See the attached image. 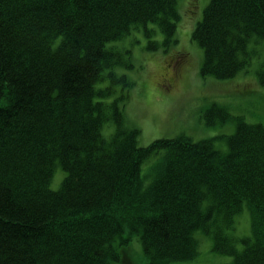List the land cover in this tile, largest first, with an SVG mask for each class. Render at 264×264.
<instances>
[{
	"label": "trees",
	"instance_id": "16d2710c",
	"mask_svg": "<svg viewBox=\"0 0 264 264\" xmlns=\"http://www.w3.org/2000/svg\"><path fill=\"white\" fill-rule=\"evenodd\" d=\"M183 1L0 0V264L188 263L199 232L232 264H264V124L237 118L223 152L216 138L184 135L140 146L125 121L135 86L117 73L135 68L125 45L142 34L146 51H170L193 3ZM191 40L203 78L248 79L264 0H211ZM253 76L264 88V62ZM231 117L219 104L203 114L208 126ZM245 210L251 235L237 237Z\"/></svg>",
	"mask_w": 264,
	"mask_h": 264
},
{
	"label": "rangeland",
	"instance_id": "374dc122",
	"mask_svg": "<svg viewBox=\"0 0 264 264\" xmlns=\"http://www.w3.org/2000/svg\"><path fill=\"white\" fill-rule=\"evenodd\" d=\"M210 1L193 0L194 4L190 2L183 8L185 15L178 25V43L170 51H146L147 39L142 34H138L134 43L125 45L133 51L135 68L119 69L117 73L126 74L135 82L130 100L125 106V121L130 128H139L140 146H148L157 139H172L184 135L193 141L216 138V147L224 152L228 151L226 137L236 131L237 118L241 117L251 124H264V88L253 76L258 66L264 62V44L257 47L250 73L247 74L248 79L241 75L231 81H219L200 75L204 51L191 40V34L197 22L202 20ZM183 2L186 3L187 0ZM162 38L163 36L159 35L157 39ZM179 51L184 52L185 58H182L184 55ZM187 57L190 59H186ZM167 83L170 86L166 85ZM215 104L225 106L232 117L227 123L208 126L203 114ZM109 130L104 132L107 138L110 136ZM156 162L158 164L161 159L154 156L144 165L142 175L146 184L154 179ZM64 177V171L59 168L51 188L58 190ZM232 233L237 237L251 235L247 210L238 217ZM197 238L200 241L199 256L192 262L179 264L233 263L231 257L213 252L210 237L199 232ZM133 248L137 262H144L143 248L139 240L134 241Z\"/></svg>",
	"mask_w": 264,
	"mask_h": 264
}]
</instances>
